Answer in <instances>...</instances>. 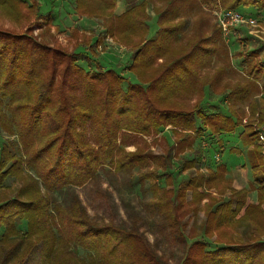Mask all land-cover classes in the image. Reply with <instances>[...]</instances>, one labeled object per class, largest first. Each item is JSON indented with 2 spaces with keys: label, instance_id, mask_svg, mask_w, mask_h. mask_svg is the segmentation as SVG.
Listing matches in <instances>:
<instances>
[{
  "label": "trees",
  "instance_id": "trees-1",
  "mask_svg": "<svg viewBox=\"0 0 264 264\" xmlns=\"http://www.w3.org/2000/svg\"><path fill=\"white\" fill-rule=\"evenodd\" d=\"M74 1L75 12L108 18L103 33L83 36L68 51L32 35L30 24L40 20L39 0H0V130L8 136L0 142V196L11 189L3 187L8 176L21 179L28 173L32 181L0 198V264H164L134 224L124 229L97 222L78 201L69 207L52 201L54 190L82 186L104 165L116 172L150 166L137 177L150 179L153 203L180 237L181 214L205 197V188L230 192L207 212L203 236L186 243L179 264H264V238H231L246 218H264V157L252 126L254 119L264 123V60L246 61L242 78L231 82L230 71L236 70L228 44L206 12L259 11L264 0H124L120 14L115 13L117 0ZM148 8L156 17L153 35ZM106 36L132 45L127 70L135 82L88 56L103 52ZM78 48L88 51L84 58L92 69L77 63L83 53ZM145 70L151 75L143 79ZM206 91L209 96L218 92L227 114L209 111ZM253 94L261 95L259 104ZM239 102L249 104L250 123L239 137L255 200L246 189L231 187L224 164H204L201 171L206 161L201 137L207 132L221 147V134L242 126L235 109ZM168 124L181 137L164 154L126 150ZM181 144L193 154L175 166L172 151ZM192 167L193 176L176 182L175 169L181 174ZM186 190L190 199L185 201ZM214 231L228 239L210 244L207 234Z\"/></svg>",
  "mask_w": 264,
  "mask_h": 264
},
{
  "label": "rangeland",
  "instance_id": "rangeland-1",
  "mask_svg": "<svg viewBox=\"0 0 264 264\" xmlns=\"http://www.w3.org/2000/svg\"><path fill=\"white\" fill-rule=\"evenodd\" d=\"M40 2V20L32 22L30 30L35 39L41 43H47L64 46L68 51L75 45V41L82 39L83 36L97 35L104 32V24L108 17H92L89 18L86 15L75 12L74 0H39ZM118 4V5H117ZM120 9L125 7L124 0H117L116 3ZM244 15H249L257 18L258 24L254 27L247 26L245 24L230 26L227 33H224L221 29L223 38L228 44L229 52L232 57V62L235 67V72L230 71L229 80L231 82H237L239 78H242V72L245 68L246 61L250 65L264 60V8L257 12L253 8L239 7L236 9ZM150 19L148 20L149 34L153 35L157 29L156 17L151 8L147 9ZM221 9L214 11H206L208 18L212 22L218 21V16ZM116 13V12H115ZM117 14V13H116ZM49 17V23L46 20ZM188 21V19L186 20ZM220 26V25H219ZM221 28V27H220ZM78 36V37H76ZM77 38V39H75ZM95 37L93 38V40ZM74 45V46H72ZM104 48L97 57L90 56L88 51L84 48H78L77 51H82L78 55L77 63L84 69H92L94 64L85 60V55H88L92 60H98L103 67H111L118 71L122 76L131 81H136V76L127 70L128 63L130 61L129 56L133 50L132 45L125 43H118L112 38L106 36L103 43ZM100 50V49H99ZM74 51V50H73ZM72 52V51H71ZM246 59V60H245ZM237 68V69H236ZM150 72V71H149ZM148 70L143 71V77L145 79L149 74ZM251 99L259 104L260 94H253ZM264 97V93H262ZM209 97V111H220L227 114V104L221 100L218 96V92H215L212 96L207 94L205 98ZM236 111L240 114L242 126H240L236 132L231 134H221L222 146L216 143V138L207 132L203 134L202 141L204 146V155L206 158L205 163L201 165V171L205 169V165L214 166L216 164H224L227 168V176L230 179L231 187L234 189H246L252 200H255L256 189L249 188L248 182L252 181L251 170L245 162V154L242 147V142L239 137V131L243 126L248 125L249 119V104L248 102H239L235 106ZM259 109L260 106H259ZM258 117V113L255 114ZM246 122H243V120ZM249 122V123H248ZM254 127L260 126L257 123V119L253 121ZM264 124V123H263ZM175 128L170 124L166 125L159 133L151 136H144L138 144H129L126 146V150L133 152L139 150L142 152H149L152 154H164L169 146L177 141L176 136L173 133ZM179 132H184L181 129H177ZM8 138L5 132L0 130V142ZM13 138V137H11ZM142 142V143H141ZM144 142V143H143ZM257 144L259 142L256 140ZM146 143V144H145ZM197 145V143H196ZM260 145V144H259ZM137 147V148H136ZM184 144H181L175 149L174 164L182 162V158L190 157L193 153L188 151ZM239 149V151L235 150ZM220 151V152H219ZM219 152V155L216 154ZM205 164V165H204ZM150 166H136L131 167L128 170L114 171L109 166L104 165L97 171L96 176L90 179L82 186L67 185L60 189H56L51 193V199L53 202L69 207L73 202L78 201L81 207L86 211L87 215L97 222L110 221L116 226L128 229L133 224L137 227L140 234L145 236L149 242V245L158 257L163 259L164 264H179L184 252V248L187 242L194 238H201L203 236L202 226L206 219L207 212L210 208L221 200H225L229 195V191H222L219 189L205 188V197L197 203H192L191 206L194 209L188 207L189 213L183 212L180 216V222L185 225L182 235L177 236L174 228L169 225V218L163 215L158 207L153 203L151 199V181L148 178L139 179L137 175L147 169ZM171 168H174L173 166ZM165 169L160 168L158 171L163 172ZM199 171V170H198ZM176 176V182L179 180H185L196 173V169L188 168L181 174L175 169L173 171ZM26 173V172H25ZM30 174L34 175L32 171ZM29 174H23L21 179H16L14 176H8L4 182L3 187H9L11 189L4 190V195L0 198H7L12 196L20 187L25 188L26 184H29ZM30 182L31 178H30ZM175 182V184H176ZM161 184L163 181L161 180ZM40 190L43 191V187L38 182ZM226 186V185H225ZM42 188V189H41ZM22 189V188H21ZM185 201L190 199V191L185 192ZM26 198V197H24ZM185 207L180 205V208ZM23 228V225H21ZM227 227V226H226ZM229 227V226H228ZM259 228V231H258ZM1 231V230H0ZM233 231V238L237 241L243 239L250 241L254 239L264 238V218L248 217L239 224V234ZM244 232L245 234H241ZM210 236L208 242L212 244V239L227 240L228 237L216 231L207 234ZM244 240V241H245ZM213 245V244H212ZM38 251V250H37ZM34 253L33 259L38 262V252ZM79 255L84 256L83 249L78 250Z\"/></svg>",
  "mask_w": 264,
  "mask_h": 264
},
{
  "label": "built area",
  "instance_id": "built-area-1",
  "mask_svg": "<svg viewBox=\"0 0 264 264\" xmlns=\"http://www.w3.org/2000/svg\"><path fill=\"white\" fill-rule=\"evenodd\" d=\"M216 14L218 16L219 25L224 33H227L230 26L233 25L236 26L245 24L247 26L254 27L258 24L256 18L244 15L237 10L220 11L219 14ZM243 122H246V120L244 119ZM254 130L256 131L257 141L262 147V154L264 157V124L254 127Z\"/></svg>",
  "mask_w": 264,
  "mask_h": 264
},
{
  "label": "crops",
  "instance_id": "crops-1",
  "mask_svg": "<svg viewBox=\"0 0 264 264\" xmlns=\"http://www.w3.org/2000/svg\"><path fill=\"white\" fill-rule=\"evenodd\" d=\"M117 5H118V4H117ZM117 5H116L115 12H116L117 14H120V13H122V12L124 11L125 7L122 8V9H120L119 6H117ZM257 12L259 13V12H261V11H257ZM256 19H257V18H256Z\"/></svg>",
  "mask_w": 264,
  "mask_h": 264
}]
</instances>
